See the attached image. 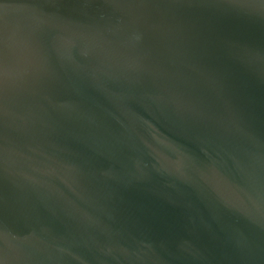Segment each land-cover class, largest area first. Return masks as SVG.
<instances>
[{
	"label": "water",
	"instance_id": "water-1",
	"mask_svg": "<svg viewBox=\"0 0 264 264\" xmlns=\"http://www.w3.org/2000/svg\"><path fill=\"white\" fill-rule=\"evenodd\" d=\"M0 264H264V0H0Z\"/></svg>",
	"mask_w": 264,
	"mask_h": 264
}]
</instances>
